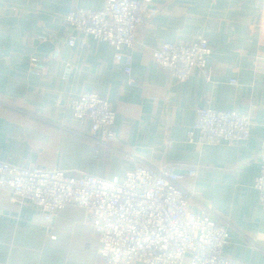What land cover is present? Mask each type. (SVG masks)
I'll use <instances>...</instances> for the list:
<instances>
[{
    "label": "crops",
    "instance_id": "crops-1",
    "mask_svg": "<svg viewBox=\"0 0 264 264\" xmlns=\"http://www.w3.org/2000/svg\"><path fill=\"white\" fill-rule=\"evenodd\" d=\"M106 1L0 0V160L107 180L139 165L167 166L184 177L180 185L196 214L208 211L230 226L225 256L264 264V208L254 187L264 153V0H149L158 15L138 30L133 49L119 53L133 57L129 74L109 43L89 36L84 48L67 46L71 36L83 38L67 28V14L100 11ZM198 39L212 50L210 81L195 70L179 83L152 57L165 43ZM55 49L60 60L47 61L41 76L31 74L32 59L46 61ZM66 64L73 67L69 78ZM85 93L110 103L113 142H101L68 107ZM201 108L250 113V138L190 143ZM11 195L0 188V264H102L99 236L84 210L68 206L46 224L40 209Z\"/></svg>",
    "mask_w": 264,
    "mask_h": 264
},
{
    "label": "built area",
    "instance_id": "built-area-1",
    "mask_svg": "<svg viewBox=\"0 0 264 264\" xmlns=\"http://www.w3.org/2000/svg\"><path fill=\"white\" fill-rule=\"evenodd\" d=\"M158 13L149 0H107L100 11L73 10L65 17V24L83 38L71 36L67 46L84 48L89 36L109 43L117 52L116 61H124L129 74L133 57L123 58L119 53L122 47L134 48L138 30ZM211 54L208 41L198 39L186 44L165 43L152 57L177 82L185 83L195 70L211 80ZM60 57V49H55L46 61L32 59L30 73L43 75L47 61ZM72 70L66 64L64 77L69 78ZM68 107L75 119L91 123L92 133L101 142L115 140L112 129L116 114L106 99L85 93L71 99ZM250 135V113L201 108L196 111L188 140L214 146L245 142ZM259 164L254 187L264 208V153L259 155ZM195 168L190 177L196 176ZM183 179L169 173L167 166L156 170L139 165L122 179L107 180L86 173L24 168L0 160V188L11 190L12 202L40 209L44 223H51L68 206L85 211L99 236L97 253L102 264H241L224 254L230 226L215 221L208 211L196 214L191 209L192 196L180 185Z\"/></svg>",
    "mask_w": 264,
    "mask_h": 264
}]
</instances>
